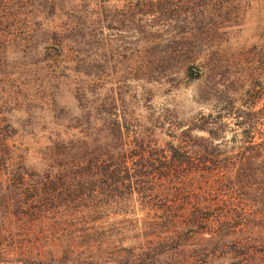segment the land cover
<instances>
[{"label":"trees","instance_id":"1","mask_svg":"<svg viewBox=\"0 0 264 264\" xmlns=\"http://www.w3.org/2000/svg\"><path fill=\"white\" fill-rule=\"evenodd\" d=\"M197 1L210 0L137 5L146 14L182 15ZM30 3L0 0V75L8 48L17 44L18 17ZM259 46L262 51L264 37L252 50ZM243 72L250 83L239 98L233 84L241 76L226 86L233 97L215 115H198L181 132L170 131L168 141L160 143L154 132H131L118 117L93 145L86 138L68 146L58 137L39 163L46 169L34 173L26 216L50 221V233L62 235L47 242L0 240V264H264V52ZM7 128L0 119V177L23 184V167L8 169L16 156ZM17 195L4 198L3 206L22 209ZM138 208L144 215L136 216ZM114 225H134L133 238H143L149 249L118 250L127 237Z\"/></svg>","mask_w":264,"mask_h":264},{"label":"rangeland","instance_id":"2","mask_svg":"<svg viewBox=\"0 0 264 264\" xmlns=\"http://www.w3.org/2000/svg\"><path fill=\"white\" fill-rule=\"evenodd\" d=\"M30 1L0 75L1 127L8 126L16 156L8 169L25 172L23 184L0 177L1 241L47 242L62 235L50 233V221L26 216L34 173L46 169L39 163L58 137L68 146L86 138L93 145L118 117L131 132H154L160 143L168 141L170 131L181 132L198 115H215L233 97L226 86L241 76L233 84L239 98L250 83L244 69L258 65L264 52L252 50L264 37V0L197 1L182 15L146 14L137 5L142 0ZM231 137L227 131L225 140ZM14 193L24 202L20 210L3 206ZM138 209L136 216L144 215ZM114 226L127 237L118 250L149 249L143 238H133L134 225Z\"/></svg>","mask_w":264,"mask_h":264}]
</instances>
